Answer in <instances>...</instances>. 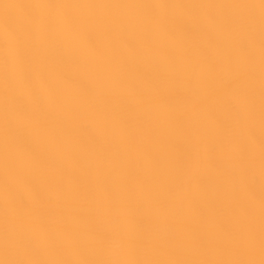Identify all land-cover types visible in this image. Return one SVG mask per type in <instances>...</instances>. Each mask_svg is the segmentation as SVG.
I'll return each mask as SVG.
<instances>
[{"label":"bare ground","instance_id":"obj_1","mask_svg":"<svg viewBox=\"0 0 264 264\" xmlns=\"http://www.w3.org/2000/svg\"><path fill=\"white\" fill-rule=\"evenodd\" d=\"M0 264H264V0H0Z\"/></svg>","mask_w":264,"mask_h":264}]
</instances>
